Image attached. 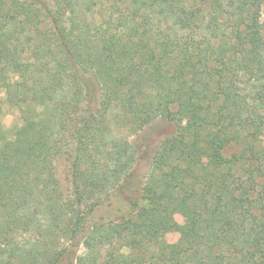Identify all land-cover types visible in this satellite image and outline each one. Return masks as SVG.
<instances>
[{
    "label": "trees",
    "instance_id": "trees-1",
    "mask_svg": "<svg viewBox=\"0 0 264 264\" xmlns=\"http://www.w3.org/2000/svg\"><path fill=\"white\" fill-rule=\"evenodd\" d=\"M0 90L22 120L0 122V264H177L155 240L173 202L201 264H264V0H0ZM156 119L174 131L134 185L111 125ZM114 193L125 214L91 221Z\"/></svg>",
    "mask_w": 264,
    "mask_h": 264
},
{
    "label": "rangeland",
    "instance_id": "rangeland-1",
    "mask_svg": "<svg viewBox=\"0 0 264 264\" xmlns=\"http://www.w3.org/2000/svg\"><path fill=\"white\" fill-rule=\"evenodd\" d=\"M90 78V76H88ZM4 91L0 90V100L2 101V112L0 114V122L2 128L7 134H12L17 127L22 124L21 112L11 106H9L6 101ZM175 108V106H174ZM173 123L168 122L164 119H156L149 123L146 127L139 130L137 133H132L130 128H119L114 124L111 125V132L113 134L122 135L128 137L131 144L136 148L138 152V158L136 165V178L133 179L132 184H137L136 182L142 184L150 169L153 160V156L160 146L162 140L172 134L174 131ZM131 134V135H130ZM258 143L260 147L264 148V133L258 136ZM67 156H61L55 160V174L57 181L60 184L64 196L70 195L72 193L71 185V174L69 170ZM212 161L206 156L203 158L202 165L204 167L210 166ZM126 200L124 195H118V193L111 194L109 196L103 195L101 199V205L96 209L93 214L89 217L91 221H98L100 223L108 222L109 220H117L125 214L126 211ZM164 222L158 230L155 231V240L160 245H166L168 249L177 254L178 262L177 264H201L202 256L201 254L194 253L188 254L184 250L186 248L184 242V229L191 221L192 211L191 209L179 202L171 203L166 212ZM29 235V234H28ZM24 235L19 237L21 241L29 240V236ZM70 242L62 239L60 241V247H67ZM85 249L79 247V255L83 254ZM68 259L64 260L63 264H67ZM28 264H33L30 262Z\"/></svg>",
    "mask_w": 264,
    "mask_h": 264
}]
</instances>
